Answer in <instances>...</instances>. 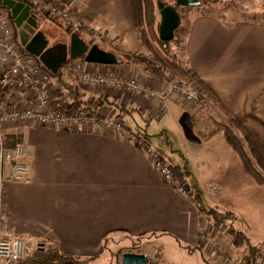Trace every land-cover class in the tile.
<instances>
[{
    "label": "crops",
    "instance_id": "0c3cea01",
    "mask_svg": "<svg viewBox=\"0 0 264 264\" xmlns=\"http://www.w3.org/2000/svg\"><path fill=\"white\" fill-rule=\"evenodd\" d=\"M58 2L85 27L107 36L116 49L142 48L135 36L129 0ZM85 27L73 33L87 44L85 37L89 34ZM183 51L184 65L197 73L210 92V103L206 106L219 110L216 105L221 103L229 115L240 120L264 159V22H227L216 15L191 11ZM71 63L87 73L139 76L153 86L161 79V73L132 64L83 63L81 58ZM46 82L63 97L70 86L79 100L105 97L114 102L115 106L104 103L94 108L100 117L119 116L124 124L128 115L131 122L139 121L135 124L150 143V136L142 127L144 123L161 118L169 110L179 112L177 108L182 111L180 114L189 115L187 107L173 99L166 102L167 113L158 115L143 96L101 85L82 86L70 72L67 77L61 73L60 78L47 74ZM68 103L80 105L72 98ZM183 127L179 122V129ZM17 129L23 134L21 141L30 182L6 184L0 207L1 235L19 234L30 244L40 243L46 248L91 258L104 253L103 241L111 234H153L168 237L173 253L181 251L185 260H191L184 261L185 264H197L200 255L211 259L204 258L208 264H225L221 263L225 256L236 264H244V259H248L246 246L235 247L228 230L218 227L221 222L203 213L191 195H183L167 185L144 151L111 128L97 129L94 125L69 130L61 125H19L8 128L7 136L17 141ZM190 139L185 140L189 148L204 146L197 136ZM185 166L174 167V175L186 181L190 171ZM212 184L210 181L208 187ZM187 186L190 187L188 183ZM208 193L205 190L202 195ZM231 225L243 232L251 244L264 241V226L255 224L247 214L235 216ZM203 234L219 241L217 250L209 247ZM258 237L260 241L254 242ZM198 252L200 255L196 256ZM171 259L173 264L183 263L173 255Z\"/></svg>",
    "mask_w": 264,
    "mask_h": 264
},
{
    "label": "rangeland",
    "instance_id": "374dc122",
    "mask_svg": "<svg viewBox=\"0 0 264 264\" xmlns=\"http://www.w3.org/2000/svg\"><path fill=\"white\" fill-rule=\"evenodd\" d=\"M152 1L154 29L157 32V25L160 16L156 7L157 0ZM161 1L173 5L176 0L172 3L167 0ZM129 2L131 5L132 23L135 36L141 41V44H144L143 46H145L143 57L149 63L153 62L154 65L161 67L164 71L169 73L168 75H163L161 72V79L157 87L161 84L164 85L168 78H178L179 76H183L178 66L179 64L184 63L183 41L191 11L216 15L227 22L235 20L264 22V0H201L200 6L196 7L176 5L180 17L179 25L174 30L173 40L169 43L168 49L163 50L161 45L149 36L150 34L146 26L147 17L143 2L141 0H139V4L136 2L135 4H132L131 0H129ZM0 11L9 15V28L14 38L19 42L17 36L18 29L14 25L9 10L6 7H2L0 8ZM51 16L55 17V21L50 19ZM37 18L38 29H41L45 33L49 40V45L59 42L69 44L70 34L74 31H80V29L85 27L82 24L79 29L67 28L60 17L48 13L40 14ZM85 29L89 34V37H85V41L89 46L97 44L102 49L105 48L106 50L113 52L116 56L118 55L122 58L124 54L134 52L116 49L114 45H111L112 43L110 40H107V36L101 32L87 27H85ZM95 32H97L96 35ZM124 59L125 58H123V61H125ZM81 60L83 63H86L84 58ZM72 61H74V59H68V63H71ZM177 62H179V64ZM42 71L43 76H46L47 78V72L43 69ZM60 72L64 77H67L68 71L65 66L60 68ZM156 73L158 74V72ZM133 77L136 80H139V76ZM47 87L51 89L49 90V93L52 98L57 96V93L60 92L53 89L48 84ZM126 93L133 96L136 95L131 92ZM64 107L65 109L75 108L73 105H64L63 108ZM174 109L171 110L175 111ZM187 109L189 110V115L184 113L180 114L182 111L177 108L179 111H176L177 113L169 110V112L167 113L166 111L167 114L161 116V118L156 117L150 119L146 125L144 123L142 127L149 134L152 141L151 145L166 156L173 168H180L181 166L186 165L185 167L190 171V174L186 177V181L182 178L180 181H182L186 187H188L187 183L190 185V187H188V195L195 198L199 205L205 209L213 208V210H215L213 214L218 218V221H216L221 222L218 226L219 228L228 230V226L231 225L235 216H239L240 213L251 216V220L253 219L255 224L257 223L260 226H264V173L259 167L257 168V166L254 165L255 169L259 172V176L255 177V175L251 174L249 170L245 169L242 165L237 153L231 149L225 140L222 139L220 135L222 134V129H219V127L221 128L223 122L227 120L226 114L220 110L207 106L196 111H193L192 108L188 107ZM179 117H181V119ZM124 120L125 125L131 129L137 128L135 124L136 122L139 124V121L137 120L131 122V117H129V115L128 117L125 116ZM179 122L184 126L182 130L179 129ZM14 127V123H9V130ZM233 131L240 136L236 128L233 127ZM183 133L186 136V141L191 140L190 138H192V136H197L199 142H202L204 146L200 148L194 146L189 148L185 144L186 142L183 138ZM213 137L215 138L212 141H209L208 143L204 142ZM246 150L248 151L247 147ZM210 181H212L213 184L208 187ZM195 183L202 193H204L205 190L209 193L205 196L201 193L200 196L202 197L197 198L198 192L194 188ZM210 216L213 218V215ZM230 237L232 238L231 234ZM256 241H260V238H256L254 242ZM120 243H123V240L117 241V247L120 248L116 250L115 258L111 259V262L115 264H120L122 255L125 252L145 254L147 256V264H173L171 259L172 255L176 257L178 261L183 262L182 264L191 262V260H185V258L182 257L184 255L181 254V251L175 254V252L173 253L171 246L163 245L159 241H147L140 244L138 247L129 246L130 248L126 249L121 248L124 245H121ZM219 245V241L214 239L210 247L213 250H217ZM241 254L244 255L243 252H241ZM197 255H200L199 252L196 256ZM109 256L108 253H103L92 264H106V262L109 261ZM204 256L200 255L199 260H197L198 262L196 261L197 264H208V262L204 261L206 260L204 258H207V256ZM239 256V258H242V255L239 254ZM224 258L231 259L230 256H225ZM207 259L208 261L211 260H209V258ZM184 261L186 262L184 263ZM244 261V264H248L249 256L248 259L245 258ZM221 263H224V261Z\"/></svg>",
    "mask_w": 264,
    "mask_h": 264
},
{
    "label": "built area",
    "instance_id": "2783aa9c",
    "mask_svg": "<svg viewBox=\"0 0 264 264\" xmlns=\"http://www.w3.org/2000/svg\"><path fill=\"white\" fill-rule=\"evenodd\" d=\"M14 1L28 5L36 16L48 13L60 17L67 28L79 29L82 25V22L57 0ZM65 68L82 86L101 85L145 97L158 115L166 113V102L169 99L192 108L193 111L201 110L210 103L209 90L202 82L192 77L168 78L164 85L157 87L145 83L140 78L136 80L134 77L87 73L73 63L67 62ZM42 73L36 57L24 52L12 35L9 15L0 11V207L8 182H30L29 166L24 160L25 151L21 141L22 131L17 129L18 140L12 145L7 144L6 132L11 122L15 127L61 125L69 130L80 126L96 125L97 129L109 127L116 134L134 141L144 151L151 165L167 185L183 195L189 194V188L174 175V168L166 156L154 148L142 134L128 129L116 117H100L97 112L93 113L90 109L74 105V109L63 108L64 105L71 103H68L61 92L51 97L47 78ZM202 238L208 241L209 247L212 245L213 240L208 234H203ZM41 247L42 244H30L27 238L19 234L7 236L0 234V264H18L27 254ZM257 249L259 257L255 264H264V241L257 245ZM223 261L225 264H236L229 258H223Z\"/></svg>",
    "mask_w": 264,
    "mask_h": 264
},
{
    "label": "trees",
    "instance_id": "16d2710c",
    "mask_svg": "<svg viewBox=\"0 0 264 264\" xmlns=\"http://www.w3.org/2000/svg\"><path fill=\"white\" fill-rule=\"evenodd\" d=\"M141 1L143 2L144 7H145V14L147 17L146 18V26H147V30L150 34L149 36L152 37L153 40L157 41L161 45V48L163 50H167L169 47V43L173 39L171 41H162L158 36V25H157V32L154 29V18L152 15L153 1L152 0H141ZM135 2L139 4V0H131L132 4H135ZM157 2H161V3H164L166 5L168 4L164 1L157 0L156 1V7H157ZM173 5H176V2ZM2 7L5 8L4 6L0 5V8H2ZM50 19L52 21L53 20L55 21V17L51 16ZM158 24H159V22H158ZM143 45L144 44H142V48L138 51H134V52L124 54L123 58H125L124 59L125 61H123L122 57L117 55V58L119 60L118 64L119 63H126V64H132V65L136 64L140 67L149 69L153 72H158V73L162 72L164 74H169V73H166V71L162 70L161 67L154 65L153 62L149 63L143 57V54H144L143 50L145 47ZM22 50L24 52H26L23 48H22ZM80 58L83 59L82 57H80ZM37 61H38V59H37ZM67 62H65L62 66H65ZM38 63L40 65V67L47 72L49 77H52V78H60L61 77L60 69L57 71L56 74H51L47 69H45L40 64L39 61H38ZM177 63L179 64V62H177ZM178 68L182 72L183 76L192 77L196 81L202 82L200 80V78L198 77L197 73L194 72L193 70H191L190 68L186 67V65H184V63L179 64ZM69 87L66 88V92L64 93L66 95L65 99L68 101H70L71 98L75 99V101L78 100V102L80 103L79 107H81L83 109H90L93 113H95L97 107L102 106V104H104V103H106L107 105L111 104V105L115 106L114 102L109 101L105 97L88 98L85 101L79 100L76 98V95L73 93L72 87L71 88H69ZM215 104H217V102ZM216 106L218 107V109L220 111H222L224 114H226V117H227V120H225V122H223V124L221 125V128L219 127V129H222V136H223L224 140L231 147V149L237 153V155L239 156V158L242 162V165L245 167V169L249 170V172L251 174L255 175V177L256 176L258 177L259 172L255 169L254 165H256L257 168L259 167L264 173V159H263L262 155L260 154V151H259L251 133L248 131V129L243 125V123L240 120L229 115V113L227 112V109L221 103H218ZM117 117H119V116H116V118ZM233 127L236 128V130H238L240 136L234 133ZM128 129H130L136 133L142 134L147 139L146 134L143 131L139 130L138 128L136 130H133V129L128 127ZM7 138H8L7 139L8 145H12L13 143L16 142V139L14 137H11V139H10L7 136ZM245 146L248 148L249 153L246 150ZM253 162H254V164H253ZM196 187H197L196 184H194V188L196 189L197 192H199L197 194V198H200V190L197 189ZM197 204L199 205L198 202H197ZM199 207L201 208V211H203L204 213H206L208 215H213V218L218 221L217 216H215L213 214V212H215V210H213V208L205 209L201 205H199ZM120 233L121 234H117V235L111 234L109 236H106L104 241H103L104 253H106V254L108 253V256L110 255L109 261H107L106 264H115V263L111 262V259L115 258L116 250L118 248H120V247H117V241H119V240H123V243H120V244L124 245L121 248H125V249L130 248V247H138L140 244H143L144 242H147V241H159L163 245H167V246H171V247L173 245L171 242H168L169 238L168 237H162L163 235L142 234L139 236H131V235L124 233V232H120ZM228 233L231 234L232 244L235 247L246 246L247 251H248V256H249V264H255L258 257H259L257 245L251 244L249 242V240L246 238V236L243 234V232L233 228L232 225L228 226ZM112 244H113V246H112ZM98 257L99 256L91 257V258H83L80 256H75L71 253L61 252L55 247H47V248L41 247V248L27 254L19 262V264H92L95 260H97Z\"/></svg>",
    "mask_w": 264,
    "mask_h": 264
},
{
    "label": "water",
    "instance_id": "95a60500",
    "mask_svg": "<svg viewBox=\"0 0 264 264\" xmlns=\"http://www.w3.org/2000/svg\"><path fill=\"white\" fill-rule=\"evenodd\" d=\"M200 0H176V5L196 7ZM0 5L6 7L13 19L20 46L29 54L35 56L40 64L50 73L56 74L68 59L83 57L87 63L115 65L117 56L101 49L97 44L87 45L76 33L70 34L69 44L55 43L49 45L45 33L38 29V18L30 7L23 2L0 0ZM176 5L157 2L159 10L158 36L162 41H171L174 30L179 25L180 17ZM120 264H147V256L143 253L125 252Z\"/></svg>",
    "mask_w": 264,
    "mask_h": 264
},
{
    "label": "flooded vegetation",
    "instance_id": "af4514ba",
    "mask_svg": "<svg viewBox=\"0 0 264 264\" xmlns=\"http://www.w3.org/2000/svg\"><path fill=\"white\" fill-rule=\"evenodd\" d=\"M19 30V28H17ZM18 30H17V33H18Z\"/></svg>",
    "mask_w": 264,
    "mask_h": 264
}]
</instances>
